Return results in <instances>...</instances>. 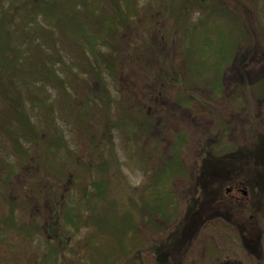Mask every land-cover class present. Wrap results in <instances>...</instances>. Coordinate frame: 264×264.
I'll list each match as a JSON object with an SVG mask.
<instances>
[{"label":"trees","instance_id":"trees-1","mask_svg":"<svg viewBox=\"0 0 264 264\" xmlns=\"http://www.w3.org/2000/svg\"><path fill=\"white\" fill-rule=\"evenodd\" d=\"M249 1L253 29L264 32V0ZM251 39L222 0H0V264H13L8 251L21 239L34 247L41 225L21 218L47 195L54 196L50 235L28 264H138L144 250L159 260L162 245L148 246L139 228L159 232L182 220L173 183L189 177V136L180 130L142 149L154 96L124 77L136 75L182 106L207 88L212 105L225 98L223 72ZM117 132L144 170L141 188L122 171ZM218 145L208 161L235 152ZM66 230L83 236L63 255Z\"/></svg>","mask_w":264,"mask_h":264},{"label":"rangeland","instance_id":"rangeland-1","mask_svg":"<svg viewBox=\"0 0 264 264\" xmlns=\"http://www.w3.org/2000/svg\"><path fill=\"white\" fill-rule=\"evenodd\" d=\"M222 2L241 14L252 33L251 42L239 47L223 72L222 101L208 105L210 90L199 87L193 90L196 100L182 106L168 93L159 98L156 89L150 88L149 92L150 86L141 85L136 75L124 77L139 94L154 96L144 109L150 114L151 127L142 149L147 150L149 142L158 137L169 138L180 130L189 136L183 158L189 177L173 183L182 220L176 226L162 223L159 232L141 225L140 233L148 246L151 242L162 246L159 260L144 250L139 253L138 264H264V32L253 29L249 0ZM30 109L31 116L39 118L38 109ZM62 127L72 142L68 128L64 124ZM221 141L233 146L235 152L224 155V159L217 157L220 162L208 161L212 148L219 149ZM115 142L129 184L141 188L144 170L126 156L118 132ZM71 183L73 175L69 173L62 183L65 192L73 191ZM233 186L240 190L226 191ZM53 207L54 196L47 195L23 213L22 222L31 224L37 219L41 228L34 235V247L21 239L14 251H8L13 264L32 262L37 245L49 238L46 218ZM82 236L73 230L63 231L59 244L63 255H68L73 238Z\"/></svg>","mask_w":264,"mask_h":264},{"label":"flooded vegetation","instance_id":"flooded-vegetation-1","mask_svg":"<svg viewBox=\"0 0 264 264\" xmlns=\"http://www.w3.org/2000/svg\"><path fill=\"white\" fill-rule=\"evenodd\" d=\"M230 188H231L230 191H233L234 189H237L238 191L240 190V188L238 186L237 187L236 186L235 187L233 186V187H230Z\"/></svg>","mask_w":264,"mask_h":264},{"label":"water","instance_id":"water-1","mask_svg":"<svg viewBox=\"0 0 264 264\" xmlns=\"http://www.w3.org/2000/svg\"><path fill=\"white\" fill-rule=\"evenodd\" d=\"M230 189H231V188H227L226 191L228 192V191H230ZM243 191H244V193L246 194V190H243Z\"/></svg>","mask_w":264,"mask_h":264}]
</instances>
